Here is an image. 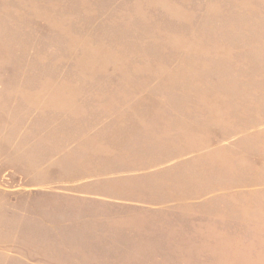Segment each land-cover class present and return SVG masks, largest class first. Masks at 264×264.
<instances>
[{
    "label": "rangeland",
    "instance_id": "374dc122",
    "mask_svg": "<svg viewBox=\"0 0 264 264\" xmlns=\"http://www.w3.org/2000/svg\"><path fill=\"white\" fill-rule=\"evenodd\" d=\"M0 264H264V0H0Z\"/></svg>",
    "mask_w": 264,
    "mask_h": 264
},
{
    "label": "crops",
    "instance_id": "0c3cea01",
    "mask_svg": "<svg viewBox=\"0 0 264 264\" xmlns=\"http://www.w3.org/2000/svg\"><path fill=\"white\" fill-rule=\"evenodd\" d=\"M175 152V149L174 150H171L170 153H174ZM151 161H154V160H151ZM157 161V160H156ZM176 161L171 159V160H168L166 162V164H163V165H158V164H155L151 167L152 170H156L158 168H165L166 166H170L171 164L175 163Z\"/></svg>",
    "mask_w": 264,
    "mask_h": 264
}]
</instances>
